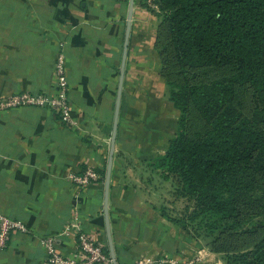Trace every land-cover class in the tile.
<instances>
[{
	"label": "crops",
	"instance_id": "obj_1",
	"mask_svg": "<svg viewBox=\"0 0 264 264\" xmlns=\"http://www.w3.org/2000/svg\"><path fill=\"white\" fill-rule=\"evenodd\" d=\"M131 6L132 0H0V96L48 91L64 40L77 121L64 125L39 106L0 111V213L30 228L13 232L0 264H48L39 242L46 235L63 253H75L76 235L64 234L67 227L85 230L110 255L113 248L116 264H230L226 252L163 206L168 181L152 164L166 155L180 111L168 97L156 48L158 7L134 0L131 13ZM90 167L100 177L86 188L69 180Z\"/></svg>",
	"mask_w": 264,
	"mask_h": 264
},
{
	"label": "trees",
	"instance_id": "obj_2",
	"mask_svg": "<svg viewBox=\"0 0 264 264\" xmlns=\"http://www.w3.org/2000/svg\"><path fill=\"white\" fill-rule=\"evenodd\" d=\"M153 3L162 75L180 117L152 166L196 201V236L212 235L230 264H264V221L247 223L264 211V0Z\"/></svg>",
	"mask_w": 264,
	"mask_h": 264
},
{
	"label": "built area",
	"instance_id": "obj_3",
	"mask_svg": "<svg viewBox=\"0 0 264 264\" xmlns=\"http://www.w3.org/2000/svg\"><path fill=\"white\" fill-rule=\"evenodd\" d=\"M151 7H157L153 0H146ZM57 57L54 63V77L51 88L43 93L29 91H15L6 96H0V111L39 106L51 110L59 121L67 126L77 125L73 117L70 97V81L67 71V57L64 46L65 41H58ZM100 175L93 168H87L82 173H70L69 180L78 188H86L92 181L99 179ZM15 231L29 232L30 228L25 222L9 214L0 213V251L5 248ZM64 234H75L77 251L73 254L63 253L56 243L53 235L39 237V242L46 251L48 264H113V258L105 250L104 245L93 239L85 230L67 227ZM172 263H176L171 260ZM190 264V263H187Z\"/></svg>",
	"mask_w": 264,
	"mask_h": 264
},
{
	"label": "rangeland",
	"instance_id": "obj_4",
	"mask_svg": "<svg viewBox=\"0 0 264 264\" xmlns=\"http://www.w3.org/2000/svg\"><path fill=\"white\" fill-rule=\"evenodd\" d=\"M154 9H157L154 7ZM159 11V10H158ZM160 17V16H159ZM161 21V17H160ZM168 182L162 183L163 187L165 188V191L170 192V195H168V198H166L167 203L163 205L166 208L167 213H171V215L176 217V220H184L182 225H187L189 227V230H191L193 233L194 230L191 229L193 225L196 224L197 221L191 220V217L194 216L195 209H196V201L194 199H191L188 196H182L178 194L177 189L179 187V181L178 179H170L167 180ZM159 181H156L154 184L157 185ZM259 194H250L249 197L251 200H254ZM260 199V198H257ZM260 221H264V211L257 213L256 217L253 220H248L247 223L252 224H259ZM203 238H206L208 242H211L214 237L211 235L209 237L206 236H200Z\"/></svg>",
	"mask_w": 264,
	"mask_h": 264
},
{
	"label": "water",
	"instance_id": "obj_5",
	"mask_svg": "<svg viewBox=\"0 0 264 264\" xmlns=\"http://www.w3.org/2000/svg\"><path fill=\"white\" fill-rule=\"evenodd\" d=\"M133 1L134 0H132L131 13H132V10H133ZM129 31H130V22H129V28H128V31H127V37H126V42H125L124 63H123V67H122L121 80H120L119 92H118V100H117V108H116V120H115L114 131H113L112 152L114 150V143H115V138H116V134H117L118 118H119L121 96H122V89H123V77H124V73H125V63H126L127 47H128V40H129V36H128ZM110 172H111V165L109 166V173H108V177H107L108 182H109V179H110ZM111 257L113 258L114 264H116V256H115V251H114L113 248L111 250Z\"/></svg>",
	"mask_w": 264,
	"mask_h": 264
}]
</instances>
